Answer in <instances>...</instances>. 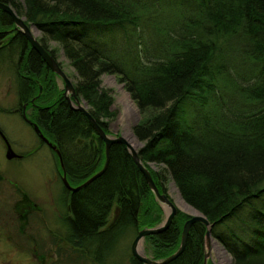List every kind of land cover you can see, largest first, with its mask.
Wrapping results in <instances>:
<instances>
[{
    "label": "trees",
    "instance_id": "1",
    "mask_svg": "<svg viewBox=\"0 0 264 264\" xmlns=\"http://www.w3.org/2000/svg\"><path fill=\"white\" fill-rule=\"evenodd\" d=\"M0 2L40 33L52 57L66 59L77 98L107 135L116 114L100 77L115 76L139 112L132 132L158 190L166 194L168 177L207 219L231 264H264V0ZM0 27H15L2 10ZM10 43L18 55L16 112L21 116L26 105L27 118L59 150L67 181L77 187L102 169L104 143L16 29ZM62 190L68 197L62 241L80 252L95 246L88 253L95 263L120 232L157 227L163 216L122 144L110 147L100 177L74 193ZM20 210L26 217L38 206L26 202ZM187 218L177 212L166 231L146 236L147 256L174 254ZM205 231L193 224L183 252L167 264H203ZM130 264L141 263L131 256Z\"/></svg>",
    "mask_w": 264,
    "mask_h": 264
},
{
    "label": "rangeland",
    "instance_id": "2",
    "mask_svg": "<svg viewBox=\"0 0 264 264\" xmlns=\"http://www.w3.org/2000/svg\"><path fill=\"white\" fill-rule=\"evenodd\" d=\"M16 1L22 4V0ZM31 29L37 32L35 37L38 39L40 33L34 27ZM17 60L18 55H15L14 60H4L0 67V128L11 149L16 154L24 155L22 159L7 160L6 146L0 142V173L3 177L0 179L2 181L0 209L3 220L0 232V264H130V246L136 237V232L132 230L119 233L113 247L102 257L99 255L101 263L100 261L95 263L92 257L88 256V253L95 252V246L89 247L88 252H80L62 241L67 232L62 218L68 215V197L62 190L63 184L56 156L49 147L40 145L31 127L16 112L19 104L16 78L12 68ZM56 60L73 80L74 71L66 59L60 55ZM57 81L63 89L62 81L60 79ZM100 86L112 96L111 109L116 114L114 120L109 123L108 135L122 136L127 142L129 140L134 142L138 152L142 145L132 132L140 121L137 108L115 76L102 75ZM149 168L158 171L154 165H150ZM164 186L166 196L177 208V212L188 218L194 216L184 207L189 206L181 199L177 188L168 177ZM25 201L32 207L38 206V210L30 211L26 217H22L20 209ZM162 208L163 216L157 226L164 222L168 211L165 206ZM229 223L231 222L226 223L227 226ZM224 229L225 227H221L217 232ZM213 241L219 249L209 248L208 264H231L230 255L215 239ZM138 249L141 255L147 256L144 240L140 242Z\"/></svg>",
    "mask_w": 264,
    "mask_h": 264
},
{
    "label": "water",
    "instance_id": "3",
    "mask_svg": "<svg viewBox=\"0 0 264 264\" xmlns=\"http://www.w3.org/2000/svg\"><path fill=\"white\" fill-rule=\"evenodd\" d=\"M0 10H2L7 15H9L13 24L15 25V29L25 37L26 41L30 44L32 50L35 51L40 56V58L45 63L47 68L53 74H55V76L58 79H60L62 81L63 89H64L63 95H64V98L66 99V101L68 102V104L70 105V107L74 110L82 112L88 118L91 126L93 127V129L95 131V133L104 143L105 162H104L102 169L100 171H98L96 174H94L93 176H91L89 179H87L81 185H79L77 187H71L67 181V178H66V174H65L64 166H63V161H62V157H61L59 150L56 148V146L49 143L47 141V139L44 138L43 135L40 133V130L38 129L37 125L32 123L27 118L26 113H25L26 105L23 106V110L21 112V116H22L23 120L27 124L32 126L34 132L38 135L39 139H41L57 156L59 168L61 170L60 178H61V182L63 184V187L66 190H68L69 192L74 193V192L82 189L83 187L87 186L91 182H93L95 179L100 177L105 172V170L107 168L108 161H109L110 147L114 144L124 145L126 147V149L128 150L133 162L135 163V165L138 167L139 171L143 175V177H144L148 187L150 188V191L152 192L156 202L161 206V208L163 206H165L168 210L166 217H165V220L161 225H159L157 227H153V228L143 227V228L138 230L136 237L134 238V240L130 246L131 256L136 261L140 262L141 264H167V263L171 262L172 260L177 258L183 252L185 245H186L187 238H188L189 230L193 224L198 222V223L203 224L206 228V231L204 234V260H203V264H207L208 263V257H209L208 252H209V248H210L209 244H210V240L213 239L211 236V225L209 224L207 219L204 216H202L200 213H198L197 211L196 212L198 215L191 216L184 223L183 228H182L181 238H180V245L174 254L170 255L169 257H167L163 260L155 261L152 258L145 256V255H141L139 253L138 246H139L140 242H143V240L146 236L160 234L169 228V226L172 223V220L174 219V217L177 213V208L169 200V198L166 196V194H164L163 192H160L158 190L148 168L145 167L143 165V163L141 162L137 150L133 149L131 147V145L122 136L112 137V136L107 135L103 131V129L97 124V122L93 119V117L88 112L87 105L84 102H81L77 98V96L75 94L73 82L67 76V74L65 73L63 68L60 66V63L58 62V60H56L54 57H52L51 54L49 53V51L44 49L42 47V45L40 44L39 40L32 34V32H31L32 26H28L25 23L24 18L18 16L16 14L15 10H13L9 5H7L3 2H0ZM41 92H42V88L39 87V94L38 95H40ZM3 137H4V142L6 144V159L7 160H11L13 158L20 159L22 156L19 154H16L11 149V146L9 145L5 136H3Z\"/></svg>",
    "mask_w": 264,
    "mask_h": 264
},
{
    "label": "flooded vegetation",
    "instance_id": "4",
    "mask_svg": "<svg viewBox=\"0 0 264 264\" xmlns=\"http://www.w3.org/2000/svg\"><path fill=\"white\" fill-rule=\"evenodd\" d=\"M14 38H15V27H12L9 30H4L3 27H0V67L2 66V63L4 62V60H7V61L10 60L11 61V60L15 59V46L10 45L11 44L10 41L12 42ZM10 46L12 48H10ZM13 73H14V68H13ZM23 106H22L21 112L23 110ZM1 111H2V109H1ZM3 136H4L3 131L0 128V142L5 144ZM5 146H6V144H5ZM2 178H3L2 174L0 173V179H2ZM0 191H2V181H0ZM1 198L2 197L0 196V199ZM14 208H15V203L13 205V209ZM2 221H3L2 220V210L0 209V232L2 231V226H1Z\"/></svg>",
    "mask_w": 264,
    "mask_h": 264
},
{
    "label": "bare ground",
    "instance_id": "5",
    "mask_svg": "<svg viewBox=\"0 0 264 264\" xmlns=\"http://www.w3.org/2000/svg\"><path fill=\"white\" fill-rule=\"evenodd\" d=\"M31 31H32V33H33L34 36L37 35V32H36L34 29H31ZM128 142H129V144L131 145V147H132L133 149L136 150V146H135L134 142H132V141H130V140H129ZM184 207H185L189 212H191V213H193L194 215H196V212H195L194 210L190 209L189 207H187V206H185V205H184ZM216 242H217V241H216ZM217 243H218V242H217ZM209 247H210V248H213V249H215V250H218V249H219V248L217 247V244L213 241V239L210 240Z\"/></svg>",
    "mask_w": 264,
    "mask_h": 264
}]
</instances>
